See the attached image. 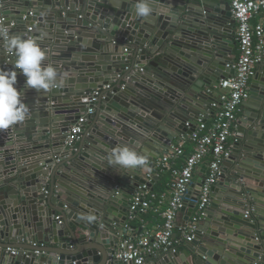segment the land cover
Segmentation results:
<instances>
[{"label":"water","instance_id":"obj_1","mask_svg":"<svg viewBox=\"0 0 264 264\" xmlns=\"http://www.w3.org/2000/svg\"><path fill=\"white\" fill-rule=\"evenodd\" d=\"M136 2L0 0V24L37 41L44 63L67 73L62 86L30 89L0 40V69L17 71L15 87L27 109L24 121L0 130V264H122L117 233L145 179L138 168L110 165L111 150L136 134L132 149L153 166L150 160L190 134L194 124L187 122L210 107L205 89L234 72L236 21L227 0H149L154 11L147 18L136 15ZM126 78L138 96L120 88ZM99 88L82 140L67 147L66 132ZM151 102H162L165 113H151ZM242 109L239 142L196 237L185 242L183 257L162 251L149 264H264V60Z\"/></svg>","mask_w":264,"mask_h":264},{"label":"built area","instance_id":"obj_2","mask_svg":"<svg viewBox=\"0 0 264 264\" xmlns=\"http://www.w3.org/2000/svg\"><path fill=\"white\" fill-rule=\"evenodd\" d=\"M229 3L232 17L238 25L240 52L232 65L234 72L221 79L214 89L206 91L213 97L210 110L201 112L194 123L187 122L189 128L194 124L192 132L172 143L159 163L147 171L145 182L135 189L124 230L117 233L115 257L122 264H146L150 257L162 251L178 253L180 244L196 237L198 224L212 204L213 187L224 175L225 163L239 142L238 113L242 104L250 98L251 80L257 65L264 60V0H229ZM255 18H259L257 23H253ZM3 21L4 18H1L0 23ZM125 51L129 52L128 49ZM6 54L7 62L14 57ZM110 88L112 85L108 84L103 89ZM102 92L100 88L92 92L88 112L66 132L67 147H73L82 140L85 125L89 116L94 114ZM188 143L192 148L190 152L186 150ZM197 171L203 173L200 188L195 182ZM166 172L170 173L171 181L167 190L159 193L154 190V184ZM195 188L197 199L193 200L191 191ZM188 201L194 205L193 213L184 224L179 225L177 218L186 209ZM149 210L159 213L161 222L137 233L132 222L139 213ZM252 213L251 209H247L245 217L251 218ZM61 217L60 214L56 216L59 223ZM176 230L180 231L179 238L175 236ZM7 252L17 254L19 251L9 247Z\"/></svg>","mask_w":264,"mask_h":264},{"label":"clouds","instance_id":"obj_3","mask_svg":"<svg viewBox=\"0 0 264 264\" xmlns=\"http://www.w3.org/2000/svg\"><path fill=\"white\" fill-rule=\"evenodd\" d=\"M134 10L141 18L149 17L154 11L149 0H137ZM0 40L3 41L4 50L15 57L14 67L22 71L28 88L47 92L64 84L67 73H60L54 66L44 63L45 52L37 41L10 34L6 24H0ZM17 74L15 70L0 69V130L24 121L27 114L20 92L15 87ZM108 161L110 165L124 169L144 168L148 165L146 155L128 146L113 148Z\"/></svg>","mask_w":264,"mask_h":264},{"label":"crops","instance_id":"obj_4","mask_svg":"<svg viewBox=\"0 0 264 264\" xmlns=\"http://www.w3.org/2000/svg\"><path fill=\"white\" fill-rule=\"evenodd\" d=\"M113 1H117V0H113ZM228 1V3H229V0H227ZM230 4V3H229ZM233 18V17H232ZM234 19V18H233ZM259 21V18H255V19H253V23H257ZM231 26V29H233V35H234V39H233V42L235 43V46L233 47V48H231V53H232V55H233V57L236 59V58H238V56H239V44H238V39H237V27H238V25H237V23L235 22V24H233V25H230ZM130 47V46H129ZM257 70V69H256ZM251 83H252V80H251ZM122 85H124V88H122ZM251 85V84H250ZM215 86V85H214ZM127 87H132V91H133V89H134V95L135 96H138V92H136L135 91V86H134V83L132 82H130V81H128V79L126 78V79H124L123 80V82H122V84H121V89H126ZM94 91V90H93ZM92 91V92H93ZM205 91H208V88H206L205 89ZM131 93V92H130ZM170 94H172L173 96H175V98H174V100H178V96H177V94H175V93H170ZM216 94H217V92H216ZM178 97V98H177ZM98 104V103H97ZM164 104L162 103V102H159L158 104H156V103H154V102H151V103H149V106L151 107V109L149 110L151 113H154V111L157 113H165V112H163V110H162V107L161 106H163ZM175 106L177 107V109H178V111L181 113L182 111L183 112H185L184 110H182L181 108L179 109L178 108V103L176 102L175 103ZM210 107H208V108H206V110H204V111H208V110H210L209 109ZM167 110H171L169 107L168 108H166ZM96 110H97V105H96ZM96 110H95V112H94V114L96 113ZM105 112H106V110H102V112H101V114H105ZM243 112H244V109H242V107H241V110L239 111V113H238V121L240 120V118H242L243 117ZM89 118H90V116H89ZM89 120L90 119H88V121H87V124H88V122H89ZM86 124V125H87ZM181 137V136H180ZM180 137H178V138H176V140H178V139H180ZM138 138L140 139V137L138 136V135H136V134H132V136H125L124 138H123V140H121L123 143V146H128V147H130V148H132V146H133V144L131 143V142H134V143H136L137 141H138ZM176 140L175 141H173V143L174 142H176ZM186 150H187V152H190L191 150H192V148H191V144L190 143H188L187 145H186ZM72 153L73 152H71V155H72ZM151 155H157L156 153H154V152H152V153H150ZM165 154V151L164 150H160V152H159V157L158 158H153V159H151L150 160V162H151V164L153 165V166H147V167H144V168H138V170L139 171H141V174H142V176L144 177L145 176V174L147 173V171H149L150 169H153L154 168V166L156 165V164H158L159 163V161H160V159L162 158V156ZM108 169H110L111 170V172H114L115 170H117L116 169V167H112V168H108ZM131 170H134V168L133 169H131ZM203 177V173L202 172H196V174H195V182L196 183H198V181H199V179L200 178H202ZM170 181H171V176H170V173L169 172H166V173H164L163 175H162V177L160 178V179H158L157 181H156V183L154 184V190L155 191H157V192H159V193H162V192H164V191H166L167 190V188H168V185H169V183H170ZM116 184H117V182H116ZM119 184V183H118ZM119 188H121V185H119ZM134 192V191H133ZM191 195H192V197H195L196 196V194H197V190H196V188L195 189H192V191H191ZM223 194H224V190H223ZM132 196H133V193L131 194V196H130V199L132 198ZM221 196H222V194H221ZM193 206V203L192 202H189L188 201V205H187V207H186V209L184 210V211H182V213H181V215H179V217L177 218V223L179 224V225H181V224H184L185 223V221L187 220V216H188V212H189V210H190V208ZM248 210L250 209V208H247ZM60 214V213H59ZM58 214V215H59ZM161 220H162V218H161V216H160V214L159 213H156L155 211H152V210H149V211H147V212H144V213H139L138 214V216H137V218L132 222V226L134 227V229H135V231L137 232V233H140V232H142L143 230H145L146 228H148V227H152L153 225H155V224H157V223H160L161 222ZM124 230V227L120 230V232H122ZM175 236L177 237V238H179L180 237V231L179 230H176L175 231ZM186 249V244H185V242L183 243V244H180L179 245V247H178V253L183 257L184 255H183V252H184V250ZM160 253L159 254H157L156 256H153V257H150L148 260H147V262H146V264H149L150 262H153L154 260H158L159 258H160Z\"/></svg>","mask_w":264,"mask_h":264}]
</instances>
